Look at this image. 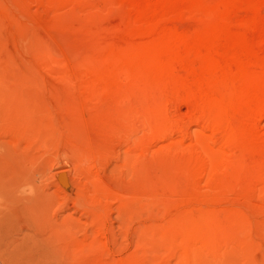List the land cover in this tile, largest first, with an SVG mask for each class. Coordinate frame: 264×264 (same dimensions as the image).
<instances>
[{
	"label": "rangeland",
	"instance_id": "obj_1",
	"mask_svg": "<svg viewBox=\"0 0 264 264\" xmlns=\"http://www.w3.org/2000/svg\"><path fill=\"white\" fill-rule=\"evenodd\" d=\"M263 67L264 0H0V264H264Z\"/></svg>",
	"mask_w": 264,
	"mask_h": 264
},
{
	"label": "bare ground",
	"instance_id": "obj_2",
	"mask_svg": "<svg viewBox=\"0 0 264 264\" xmlns=\"http://www.w3.org/2000/svg\"><path fill=\"white\" fill-rule=\"evenodd\" d=\"M164 1V0H163ZM168 1V0H167ZM188 1V0H187ZM162 2V1H161ZM160 2V3H161ZM186 2V1H185ZM164 4V3H163ZM158 5V4H157ZM160 5V4H159ZM167 5V4H166ZM147 6H150V5H147ZM152 7V6H151ZM164 7H165V5H164ZM153 9V8H152ZM181 47H182V45H181ZM179 48V47H178ZM264 68V67H263ZM247 71V70H246ZM248 72V71H247ZM246 72V73H247ZM261 72H262V70H261ZM245 73V74H246ZM251 74V73H250ZM201 76H202V74H201ZM248 77H249V74H248ZM246 78V77H245ZM247 79V78H246ZM195 80V79H194ZM247 80H249V78L247 79ZM196 85V84H195ZM201 85V84H200ZM251 86H253V85H251ZM194 89H196V88H194ZM212 90V89H211ZM198 91V90H197ZM208 96V95H207ZM260 98V97H259ZM207 99V98H206ZM262 99V98H261ZM262 103H263V101H262ZM252 105V104H251ZM259 108H260V106H258ZM229 110V109H228ZM233 110H234V108H233ZM253 110H255V108L253 109ZM246 112V111H245ZM261 112V111H260ZM259 113V112H258ZM231 114H233L232 112H231ZM246 114V113H245ZM261 114H263L262 112H261ZM251 115V114H250ZM259 115H260V113H259ZM234 116V115H233ZM216 117V116H215ZM248 118V117H247ZM236 118H234V120H235ZM62 174V173H61ZM67 175V174H66ZM59 179H61V181L62 182H67L68 180H69V182L71 181L70 180V178L68 177V175H67V178L66 177H63V178H61V175L59 176ZM69 182H67L68 184H69ZM72 184V183H71ZM67 186V185H66Z\"/></svg>",
	"mask_w": 264,
	"mask_h": 264
}]
</instances>
